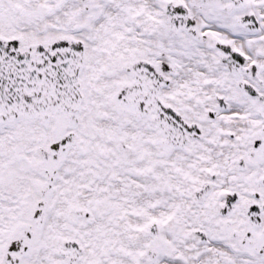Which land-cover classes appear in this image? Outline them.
I'll use <instances>...</instances> for the list:
<instances>
[{"label": "snow or ice", "instance_id": "snow-or-ice-1", "mask_svg": "<svg viewBox=\"0 0 264 264\" xmlns=\"http://www.w3.org/2000/svg\"><path fill=\"white\" fill-rule=\"evenodd\" d=\"M0 264H264V0H0Z\"/></svg>", "mask_w": 264, "mask_h": 264}]
</instances>
